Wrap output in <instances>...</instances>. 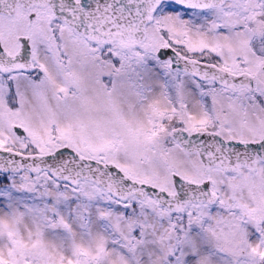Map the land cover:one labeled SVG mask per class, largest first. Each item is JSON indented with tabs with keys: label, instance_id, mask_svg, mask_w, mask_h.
<instances>
[{
	"label": "snow or ice",
	"instance_id": "6c2138e0",
	"mask_svg": "<svg viewBox=\"0 0 264 264\" xmlns=\"http://www.w3.org/2000/svg\"><path fill=\"white\" fill-rule=\"evenodd\" d=\"M0 264H264V0H0Z\"/></svg>",
	"mask_w": 264,
	"mask_h": 264
}]
</instances>
